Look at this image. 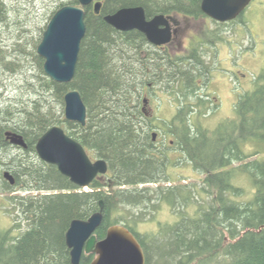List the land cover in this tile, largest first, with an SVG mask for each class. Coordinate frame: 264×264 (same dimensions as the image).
Instances as JSON below:
<instances>
[{
    "label": "trees",
    "instance_id": "16d2710c",
    "mask_svg": "<svg viewBox=\"0 0 264 264\" xmlns=\"http://www.w3.org/2000/svg\"><path fill=\"white\" fill-rule=\"evenodd\" d=\"M100 1L99 14L91 5L85 7L87 31L68 83L45 73L37 47L28 54L39 72L29 75L24 62L0 44V96L6 72L25 73V94L35 96L0 97V163L16 180L11 185L3 178L4 190L30 192L11 196L19 223L27 228L11 237L10 264H71L67 229L72 220L100 211L101 200L104 218L96 230L98 239L113 225L125 226L142 245L146 264H264V72L259 85L237 100L236 116L210 130L194 122L210 111L211 103L201 93L209 74L202 44L187 55L152 51L142 32L120 31L104 20L121 7L138 5L148 18L165 14L199 19L207 17L202 0ZM7 17L0 0V24ZM150 84L170 91L178 103L165 126L179 150L177 158L205 174L201 185L172 183L170 168L179 161L169 155L170 146L160 147L153 139L154 124L142 108L145 95H152ZM72 89L80 91L87 106L86 125L64 116L65 95ZM62 124L92 158L108 162V173L94 180L90 190L37 154L38 139ZM7 131L22 134L27 148L11 144ZM239 174L249 175L254 186V196L246 202L237 200L244 193L233 182ZM163 204L178 219L160 223L156 232H139L138 224ZM93 258L84 253L81 263Z\"/></svg>",
    "mask_w": 264,
    "mask_h": 264
},
{
    "label": "rangeland",
    "instance_id": "374dc122",
    "mask_svg": "<svg viewBox=\"0 0 264 264\" xmlns=\"http://www.w3.org/2000/svg\"><path fill=\"white\" fill-rule=\"evenodd\" d=\"M69 1L3 0L8 17L5 23L0 24V44L3 50L8 51V54L16 55L22 63L24 62L28 67L29 75H36L39 70L32 56L28 54V49L38 48L53 14L63 5L69 4ZM180 19L182 31L170 47L172 51L184 53L191 46H201L203 43V58L212 70L209 88L213 96H216L219 106L206 114L194 117V122L213 130L225 119L234 118L235 104L239 97L252 91L260 83L259 76L264 72V0H253L250 3L243 12L244 23L235 21L225 25L217 24L210 17L199 19L181 17ZM2 80L5 84L3 90L5 93L3 97H0L3 100L10 99L8 96H12L13 99L16 96L35 98L33 93L25 94L27 91L25 73L6 72ZM149 93L152 95L148 93L145 95V99H150L142 105V108L152 119L154 124L152 133H158L156 139L158 145L170 146L169 155L179 161L178 164H172L170 168L172 183L201 185L205 174L196 171L181 157L177 158L180 154L179 150L173 143L169 128L165 126L174 116L178 103L170 91L167 93L164 90L161 91L160 86L151 88ZM60 106L63 105L60 104ZM252 150L248 148V151ZM3 168L4 166L0 163V231L7 228L12 236L16 237L26 230L27 224L19 223L21 219L12 205L11 196L26 195L30 192L4 190ZM233 182L244 189V193L237 200L246 202L253 198L255 190L249 175L239 174ZM83 189L90 190V187ZM177 219L178 216L173 213L169 205L163 204L153 215L150 214L149 217L147 215V220L139 223L137 229L142 233H153L158 230L160 223H173Z\"/></svg>",
    "mask_w": 264,
    "mask_h": 264
},
{
    "label": "water",
    "instance_id": "95a60500",
    "mask_svg": "<svg viewBox=\"0 0 264 264\" xmlns=\"http://www.w3.org/2000/svg\"><path fill=\"white\" fill-rule=\"evenodd\" d=\"M252 0H202L201 9L208 17L227 22L241 15ZM81 5L67 4L60 7L50 19L43 33L37 52L44 58V71L54 81L70 82L76 72L81 43L87 31L85 7L91 5L99 14L103 3L100 0H79ZM104 20L120 31L138 30L155 45L172 41L173 16L156 14L147 17L141 6H125L104 16ZM147 100L145 99V102ZM66 119L82 125L87 123V106L79 90L72 89L65 95ZM7 139L13 145L27 148L22 134L7 131ZM157 132H153L156 140ZM36 151L39 158L54 164L58 170L81 188L90 186L94 180L109 171L104 158H92L86 148L70 136L63 127L53 125L38 139ZM3 177L11 185L15 177L4 170ZM100 211L88 219H74L67 229L65 240L70 249L71 264H82L83 254H95L89 264H146V254L136 236L125 226L116 224L108 228L103 239H98L96 230L102 224L104 203Z\"/></svg>",
    "mask_w": 264,
    "mask_h": 264
},
{
    "label": "flooded vegetation",
    "instance_id": "af4514ba",
    "mask_svg": "<svg viewBox=\"0 0 264 264\" xmlns=\"http://www.w3.org/2000/svg\"><path fill=\"white\" fill-rule=\"evenodd\" d=\"M253 1V0H252ZM250 5V4H249ZM248 5V6H249ZM247 6V7H248ZM170 16H173V18L175 19L176 23H173L172 20H171V26H172V31H173V39L170 43L168 44H165V45H155L151 42H149V46L151 48L152 51H155V50H162V51H165V52H168V53H180V54H185L187 55L188 52L190 50H193V46H191L188 51L184 52V53H181L179 51H172L171 50V44L174 42L175 38L177 37V35L182 31V28H181V24H182V21H181V17H186V16H182V15H170ZM180 17V18H179ZM208 17V16H207ZM212 19V18H211ZM214 20V19H213ZM217 24H229V23H233L235 21L237 22H241V23H244L243 21V13L241 15H239L236 19L234 20H230V21H227V22H219V21H216L214 20ZM211 42V40H209ZM214 42V41H213ZM212 43V42H211ZM203 44V43H201ZM195 47V46H194ZM201 52H202V48H201ZM203 55V54H202ZM204 57V56H203ZM213 69V68H212ZM211 67L209 66V74H208V78H207V81H206V85H205V88H203V91L202 93L204 94H208V96H206V99L208 101H211L210 103V107H209V110H212V109H216L219 104H218V100H216V96L214 95L213 96V93L211 92L210 88H209V85H210V82H211ZM150 88H153V84H150L149 85ZM147 100V99H146ZM148 101H146L145 103H147ZM11 237L12 238H15L12 236V233L9 229L7 228H4L2 231H0V259L2 260V264H10V258H9V251H10V245H11ZM17 237V236H16ZM93 254V253H92ZM94 257H95V254H93ZM1 264V263H0Z\"/></svg>",
    "mask_w": 264,
    "mask_h": 264
},
{
    "label": "bare ground",
    "instance_id": "6f19581e",
    "mask_svg": "<svg viewBox=\"0 0 264 264\" xmlns=\"http://www.w3.org/2000/svg\"><path fill=\"white\" fill-rule=\"evenodd\" d=\"M184 74V73H183ZM184 76V75H183Z\"/></svg>",
    "mask_w": 264,
    "mask_h": 264
}]
</instances>
